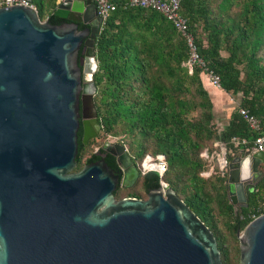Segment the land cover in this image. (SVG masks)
<instances>
[{"label":"water","instance_id":"water-1","mask_svg":"<svg viewBox=\"0 0 264 264\" xmlns=\"http://www.w3.org/2000/svg\"><path fill=\"white\" fill-rule=\"evenodd\" d=\"M54 14L70 21L0 7V264H224L215 233L173 187L118 199L119 175L105 160L74 171L81 118L85 143L92 124L102 129V17L91 0L61 2ZM117 146L105 149L126 177L133 161ZM224 174L233 205L248 207L264 181V151L240 149ZM238 237L240 264H264V214Z\"/></svg>","mask_w":264,"mask_h":264},{"label":"trees","instance_id":"trees-1","mask_svg":"<svg viewBox=\"0 0 264 264\" xmlns=\"http://www.w3.org/2000/svg\"><path fill=\"white\" fill-rule=\"evenodd\" d=\"M111 1L117 9L96 41L95 103L101 131L105 137L130 135L140 163L148 154H165V174L150 171L145 178L154 186L164 180L173 187L215 233L224 264H240L238 231L259 213L264 181L250 194L248 207L236 208L218 160L210 164L202 153L215 154L220 150L216 142H222L232 151L231 161L264 135V0H182L181 13L206 62V68L197 66L193 73L186 66L191 55L187 36L171 20L155 9L127 6L128 0ZM34 4L43 20L46 7L52 10L48 21L63 22L54 14L57 0ZM209 70L220 76L226 92L242 96L223 130L203 81ZM240 108L260 120L259 131L251 129ZM233 137L248 143L235 144ZM82 146L79 140L74 171L92 161ZM208 170L212 174L203 176Z\"/></svg>","mask_w":264,"mask_h":264},{"label":"built area","instance_id":"built-area-1","mask_svg":"<svg viewBox=\"0 0 264 264\" xmlns=\"http://www.w3.org/2000/svg\"><path fill=\"white\" fill-rule=\"evenodd\" d=\"M64 1L67 0H57L58 4ZM91 1L94 2L98 11V15L102 17L101 27H103L110 14L117 9V4L111 0H91ZM181 4H182V0H128L126 2L127 6L151 8L161 12L174 23L175 27L179 31H181L184 35L187 36V40L191 49V55L186 62V66L189 72L193 73L195 67L197 66L201 68H206V62L199 55L197 51V46L194 44L193 35L189 32L188 20L181 13ZM14 5L35 6L34 4H29L28 0H0V7L14 6ZM206 76L214 86L221 87V78L217 73H215L212 70H209L206 72ZM240 112L249 122V125L252 130L254 131L260 130L261 123L256 116L250 114L249 111L244 108H240ZM106 139L116 140V138H114L113 136H109ZM232 141L235 144L248 143L247 139H239L237 137H233ZM253 142H254L253 147L251 148H258L259 150L264 151V135L259 134ZM215 145L219 146L220 148L219 151L211 155L208 152V150H205L202 153V155L210 162V164L215 159H217L221 170L224 172V169L231 162L229 159V154L232 151L228 149L227 146L222 142H216ZM141 167L145 174L148 173L149 171H157L161 176H163L167 171L168 162L166 156H164L162 153L158 154L156 157L148 154L141 163ZM202 174L209 176L212 174V170L204 171ZM161 184L164 187L169 186L168 183L165 182L164 180H161ZM262 214H264V201L262 202L261 207L259 208V213L253 214L252 217L253 219H255Z\"/></svg>","mask_w":264,"mask_h":264},{"label":"flooded vegetation","instance_id":"flooded-vegetation-1","mask_svg":"<svg viewBox=\"0 0 264 264\" xmlns=\"http://www.w3.org/2000/svg\"><path fill=\"white\" fill-rule=\"evenodd\" d=\"M62 19V18H61ZM64 21H70L68 19H63ZM80 29H84L86 25L82 22L78 23ZM85 128L83 125V118H81V127L79 129V140L83 142L82 152L88 153L92 159L91 162L98 160H105L107 164L114 170L116 174L119 175V183L117 189L115 190V196L118 199L125 197H133L137 199H147L148 194L151 190L157 189L159 186L151 185V180L145 178V173L142 170L141 163L137 156L133 155L129 149L128 152L132 158V163L130 162L127 166V176L121 166L118 163V158L112 154V152L106 150L105 148H110V150L119 151L117 145L121 144L118 140L104 139L102 144L98 143V139L101 135V130L95 124H92L91 133L94 135L91 137L87 143L84 142ZM86 148V149H85ZM85 149V150H84ZM90 163V162H89ZM161 185V184H160Z\"/></svg>","mask_w":264,"mask_h":264},{"label":"crops","instance_id":"crops-1","mask_svg":"<svg viewBox=\"0 0 264 264\" xmlns=\"http://www.w3.org/2000/svg\"><path fill=\"white\" fill-rule=\"evenodd\" d=\"M44 12H45L44 20H46L49 14L52 12V10L50 11L46 9L44 10ZM203 81H204L205 87L209 91L210 96L212 98V101L214 104L215 117L218 116L219 118V119H216V122L219 128L223 130L228 126L234 110H236L239 107V105H237V102H236L238 98L235 99L232 94L226 92L222 87L214 86L210 82L207 76H203ZM242 148H245V147H242Z\"/></svg>","mask_w":264,"mask_h":264},{"label":"rangeland","instance_id":"rangeland-1","mask_svg":"<svg viewBox=\"0 0 264 264\" xmlns=\"http://www.w3.org/2000/svg\"><path fill=\"white\" fill-rule=\"evenodd\" d=\"M37 1H38V0H37ZM44 9L46 10L47 8L45 7ZM233 96H234L235 99L238 98V99L236 100V102H237V105H240V102H241V100H242V96H241L240 94H239V95H233ZM215 119H219L218 116H216ZM113 137L116 138V140H118L121 144L125 145L126 148L129 149V151H130L133 155L139 157L138 154H137V150H136L137 145H136L135 143H133L132 138H131L130 135H128V134H124V133H119V134L113 135ZM105 138H107V137H105L104 134H103V132L101 131V135H100L99 139L97 140L98 143L96 144V146H97L99 143L102 144V142H103V140H104ZM100 144H99V145H100ZM202 175L205 176V177H208L207 175H204V174H202Z\"/></svg>","mask_w":264,"mask_h":264}]
</instances>
